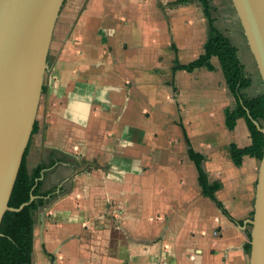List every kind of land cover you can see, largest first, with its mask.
Returning <instances> with one entry per match:
<instances>
[{"label":"crops","instance_id":"0c3cea01","mask_svg":"<svg viewBox=\"0 0 264 264\" xmlns=\"http://www.w3.org/2000/svg\"><path fill=\"white\" fill-rule=\"evenodd\" d=\"M194 1L71 0L58 19L26 154L44 198L32 264H250L260 159L232 157L252 137L246 117L227 125L238 101L219 57L178 68L210 35Z\"/></svg>","mask_w":264,"mask_h":264},{"label":"water","instance_id":"95a60500","mask_svg":"<svg viewBox=\"0 0 264 264\" xmlns=\"http://www.w3.org/2000/svg\"><path fill=\"white\" fill-rule=\"evenodd\" d=\"M65 0H0V232L33 133L49 49ZM264 75V0H232ZM264 132V121L259 123ZM250 264H264V156L251 219Z\"/></svg>","mask_w":264,"mask_h":264},{"label":"trees","instance_id":"16d2710c","mask_svg":"<svg viewBox=\"0 0 264 264\" xmlns=\"http://www.w3.org/2000/svg\"><path fill=\"white\" fill-rule=\"evenodd\" d=\"M203 2L210 23V35L205 44V51L195 60L187 64H179L178 68L195 70L201 66L215 69L212 62L214 56H218L227 80V83L237 98L236 108L226 109V122L230 129H234L239 117H246L250 129L252 143L241 147L232 143L231 153L237 164H242L245 155L258 159L264 156V132L259 123L264 121V92L258 95H248L246 89L253 83L252 77L247 74L238 46L231 37L224 33L215 23L216 18L212 15L210 0ZM46 87L44 86V90ZM37 129L35 123L33 132ZM26 154L13 189L10 206L18 208L26 203L21 209H9L4 215L0 232V264H32V255L35 242V212L44 203L40 196V177L42 167L38 166L31 173L27 167ZM192 155L198 165L201 156L195 152ZM200 181L204 192L212 198H216L215 191L219 184H211L207 173L200 168ZM251 237V232H249ZM251 250L252 242L247 245Z\"/></svg>","mask_w":264,"mask_h":264},{"label":"rangeland","instance_id":"374dc122","mask_svg":"<svg viewBox=\"0 0 264 264\" xmlns=\"http://www.w3.org/2000/svg\"><path fill=\"white\" fill-rule=\"evenodd\" d=\"M178 1H183V0H178ZM174 2L172 1V8H183L184 4L179 2L177 4H173ZM194 1L193 4L187 6H193V7H198L201 6L203 7L201 3ZM211 3V11L213 13V16L216 18L215 23L217 26L228 36L231 37L232 41L238 46L239 48V55L245 64V69L247 74H249L252 79L253 83L250 87L246 89L248 95L254 96L258 95L264 92V75L258 65L256 56L252 50V48L249 45L248 38L246 36V33L243 28V24L237 14V10L232 2V0H210ZM71 8V0H65L64 5L61 9L60 12V21L58 23H66V17L68 13L70 12L69 9ZM59 24L56 26L58 27ZM56 27V28H57ZM55 33L53 34V40L50 45V55L48 59V65L49 68L52 67V63L55 59L54 55H56V50L59 48L60 43L58 44L54 38H55ZM47 75V74H46ZM47 87L46 85V76L44 79V85L43 87ZM46 89H43V93L41 95L40 103L38 106V111H37V116L35 123L37 119L40 117V110H41V100L43 98L44 92ZM252 216H254V213H252ZM253 218V217H252ZM252 230V224L250 223L249 225V232Z\"/></svg>","mask_w":264,"mask_h":264},{"label":"bare ground","instance_id":"6f19581e","mask_svg":"<svg viewBox=\"0 0 264 264\" xmlns=\"http://www.w3.org/2000/svg\"><path fill=\"white\" fill-rule=\"evenodd\" d=\"M121 7V6H120ZM53 40V39H52Z\"/></svg>","mask_w":264,"mask_h":264}]
</instances>
